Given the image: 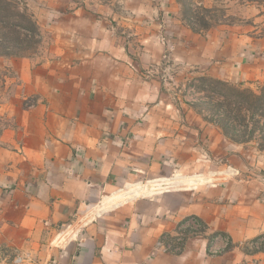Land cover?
I'll return each instance as SVG.
<instances>
[{
	"label": "crops",
	"instance_id": "crops-1",
	"mask_svg": "<svg viewBox=\"0 0 264 264\" xmlns=\"http://www.w3.org/2000/svg\"><path fill=\"white\" fill-rule=\"evenodd\" d=\"M106 33L98 43L97 24L84 29L92 43L69 75L41 82L45 102L0 136V250L28 254L25 264H264V250L237 245L264 237V165L201 112L173 108ZM248 37L242 53H264V35ZM190 42L175 44L184 64ZM191 215L203 233L156 248ZM216 232L233 247L213 256Z\"/></svg>",
	"mask_w": 264,
	"mask_h": 264
},
{
	"label": "rangeland",
	"instance_id": "rangeland-1",
	"mask_svg": "<svg viewBox=\"0 0 264 264\" xmlns=\"http://www.w3.org/2000/svg\"><path fill=\"white\" fill-rule=\"evenodd\" d=\"M92 23L97 42L107 32L120 56L134 71L139 63L138 75L152 79L173 108L201 112V123L264 165V53L248 57L239 41L263 37L264 0H0V136L7 128L18 133L28 112L45 102L37 92L41 82L47 89L69 75L75 50L92 43L83 36ZM188 40L191 63L184 64L175 44ZM58 86L65 89L62 81ZM9 249L0 252L18 253Z\"/></svg>",
	"mask_w": 264,
	"mask_h": 264
},
{
	"label": "built area",
	"instance_id": "built-area-1",
	"mask_svg": "<svg viewBox=\"0 0 264 264\" xmlns=\"http://www.w3.org/2000/svg\"><path fill=\"white\" fill-rule=\"evenodd\" d=\"M204 230L205 226L198 217L194 215L188 216L179 221L176 227V233L172 238L167 234L161 236L156 244V248L163 252L178 249V244L182 243L186 237L203 233ZM237 245L252 252L264 250V237L250 241H242ZM232 247L233 242L229 235L223 232H216L209 239L208 252L213 256H218L227 252ZM28 260L29 255L23 254L22 252L12 256L5 255L4 253L0 255V264H25Z\"/></svg>",
	"mask_w": 264,
	"mask_h": 264
}]
</instances>
